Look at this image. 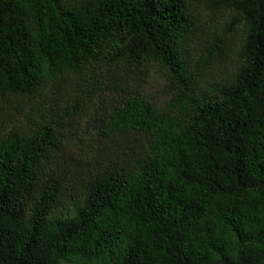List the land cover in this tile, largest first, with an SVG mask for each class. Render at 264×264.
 <instances>
[{
  "label": "trees",
  "instance_id": "trees-1",
  "mask_svg": "<svg viewBox=\"0 0 264 264\" xmlns=\"http://www.w3.org/2000/svg\"><path fill=\"white\" fill-rule=\"evenodd\" d=\"M64 261L264 264V0H0V264Z\"/></svg>",
  "mask_w": 264,
  "mask_h": 264
},
{
  "label": "rangeland",
  "instance_id": "rangeland-1",
  "mask_svg": "<svg viewBox=\"0 0 264 264\" xmlns=\"http://www.w3.org/2000/svg\"><path fill=\"white\" fill-rule=\"evenodd\" d=\"M206 12L208 15L214 18L210 10H207ZM209 71H211L213 74L219 73L220 67L217 66L216 60H214V63ZM84 85L86 86L87 84L85 83ZM142 91L152 103H154L156 106H162L168 99L164 73L158 69H152L145 79ZM65 134L67 136L65 145L66 158L69 164H73L72 168H75L77 162L74 160V162H72L71 159H74L76 157L75 155L86 153V151L90 149L92 143L95 142L96 130L93 117L85 114L81 117L79 116V118L77 117L75 121H69L68 125L66 126ZM61 264L72 263L64 261Z\"/></svg>",
  "mask_w": 264,
  "mask_h": 264
}]
</instances>
